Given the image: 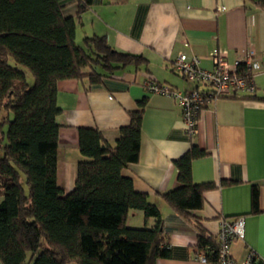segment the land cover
Returning <instances> with one entry per match:
<instances>
[{"label":"trees","instance_id":"trees-1","mask_svg":"<svg viewBox=\"0 0 264 264\" xmlns=\"http://www.w3.org/2000/svg\"><path fill=\"white\" fill-rule=\"evenodd\" d=\"M74 1L76 17L64 14L66 0H0V263L155 264L170 256L162 214L121 175L138 161L146 99L129 114V125L120 129L114 145L95 129H79V151L87 160L78 163L69 194L57 184V83L86 79L95 88L146 64L142 56L113 49L104 36H85L78 45L77 19L94 0ZM244 1L264 12V0ZM206 155L192 143L173 162L176 187L160 199L196 229L197 257L216 264V238L195 216L204 193L217 187L192 180V162ZM258 202L253 186L251 213H259ZM136 211L153 226L128 227L126 219Z\"/></svg>","mask_w":264,"mask_h":264},{"label":"crops","instance_id":"crops-1","mask_svg":"<svg viewBox=\"0 0 264 264\" xmlns=\"http://www.w3.org/2000/svg\"><path fill=\"white\" fill-rule=\"evenodd\" d=\"M244 0H94L77 19L76 38L104 36L113 49L142 56L146 64L132 67L90 88L86 79L57 83L58 123L57 184L63 195L75 185L77 165L84 158L78 146L79 129H95L111 145L131 112L146 99L138 161L121 171L134 190L146 194L163 218L170 256L155 264H204L196 254L197 231L172 212L160 195L176 187L173 162L196 144L207 155L192 162L195 184L217 187L204 193V206L195 212L200 225L216 236L220 219L244 218L243 239L229 247L237 262L248 251L254 264H264V12L246 7ZM65 15L76 17V3L66 0ZM77 43V42H76ZM222 52L228 63L248 54L260 63L254 75L253 99L247 92L236 98L210 99L200 112L197 133L188 136L176 99L143 88L146 78L185 93L195 85L174 69L180 53L196 56L201 68H213L212 53ZM201 88V87H200ZM222 182L230 184L222 185ZM259 192V213H251V191ZM141 212H131L126 225L153 226Z\"/></svg>","mask_w":264,"mask_h":264},{"label":"built area","instance_id":"built-area-1","mask_svg":"<svg viewBox=\"0 0 264 264\" xmlns=\"http://www.w3.org/2000/svg\"><path fill=\"white\" fill-rule=\"evenodd\" d=\"M213 68L206 70L200 67L196 56L188 57L180 53L174 63V69L185 80L193 83L195 87L180 93L172 88L162 85L155 80L146 78L143 88L149 93H155L176 99L181 109L182 120L188 136L197 133V122L203 107L210 99L221 96H232L239 92L253 94L254 75L260 70V63L253 55L248 54L244 60L228 63L224 54L219 51L212 53ZM241 64L242 67H239ZM243 68L241 71L240 69ZM201 87V88H200ZM244 218L220 219L219 231L215 236L219 245V260L216 264H253L255 253L248 251L241 262L235 261L229 254V247L235 239H243ZM198 260L207 264L203 256Z\"/></svg>","mask_w":264,"mask_h":264},{"label":"rangeland","instance_id":"rangeland-1","mask_svg":"<svg viewBox=\"0 0 264 264\" xmlns=\"http://www.w3.org/2000/svg\"><path fill=\"white\" fill-rule=\"evenodd\" d=\"M76 42H77V44L80 45V46L83 45L82 40L80 39V36H79V35H78L77 38H76ZM26 76H27L28 83H29L30 85H32V84H33V78H32V76H31V74H29L28 72H26ZM239 93H242V92H239ZM0 200H1V198H0ZM0 264H1V263H0Z\"/></svg>","mask_w":264,"mask_h":264}]
</instances>
